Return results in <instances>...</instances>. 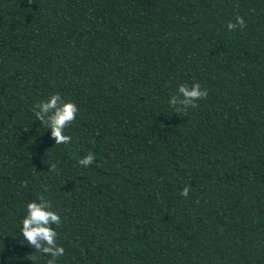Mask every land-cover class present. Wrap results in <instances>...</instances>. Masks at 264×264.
Returning <instances> with one entry per match:
<instances>
[{
  "label": "trees",
  "instance_id": "16d2710c",
  "mask_svg": "<svg viewBox=\"0 0 264 264\" xmlns=\"http://www.w3.org/2000/svg\"><path fill=\"white\" fill-rule=\"evenodd\" d=\"M56 93L67 144L35 115ZM41 199L61 257L20 231ZM53 259L264 264V0H0V264Z\"/></svg>",
  "mask_w": 264,
  "mask_h": 264
},
{
  "label": "clouds",
  "instance_id": "9594fccd",
  "mask_svg": "<svg viewBox=\"0 0 264 264\" xmlns=\"http://www.w3.org/2000/svg\"><path fill=\"white\" fill-rule=\"evenodd\" d=\"M236 24L243 27V18L237 17ZM235 26V24L229 22L227 27L232 30ZM178 93L182 99L172 97L170 101L177 112L187 107L195 106V101L208 95L207 90L202 89L198 83L191 87L181 85ZM37 108L39 111L35 115L43 124L51 128L52 136L55 138V145L69 143L71 137L65 134V129L76 119L79 111L77 105L74 102L63 100L56 93L45 100H41L36 105ZM94 159V154L89 152L86 157L79 159V164L88 167L93 163ZM182 195H188V188L183 190ZM53 224H60V215L52 211L43 199L39 200V202L32 200L26 206V215L21 222L20 231L27 244L37 249L47 245L43 246V252L51 254L53 258H57L65 254V249L57 243V232L52 227ZM49 264H55V259L50 261Z\"/></svg>",
  "mask_w": 264,
  "mask_h": 264
}]
</instances>
